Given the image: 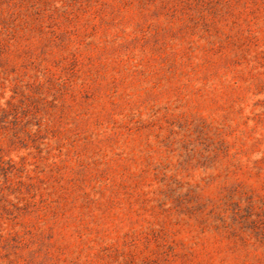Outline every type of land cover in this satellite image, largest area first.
Here are the masks:
<instances>
[{
	"label": "rangeland",
	"instance_id": "rangeland-1",
	"mask_svg": "<svg viewBox=\"0 0 264 264\" xmlns=\"http://www.w3.org/2000/svg\"><path fill=\"white\" fill-rule=\"evenodd\" d=\"M0 264H264V0H0Z\"/></svg>",
	"mask_w": 264,
	"mask_h": 264
}]
</instances>
